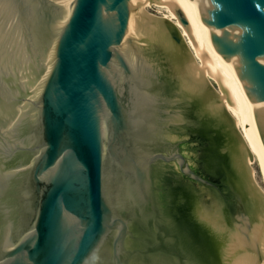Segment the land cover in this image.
Returning <instances> with one entry per match:
<instances>
[{"label": "water", "instance_id": "water-1", "mask_svg": "<svg viewBox=\"0 0 264 264\" xmlns=\"http://www.w3.org/2000/svg\"><path fill=\"white\" fill-rule=\"evenodd\" d=\"M0 264H264V0H0Z\"/></svg>", "mask_w": 264, "mask_h": 264}]
</instances>
